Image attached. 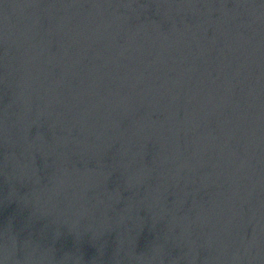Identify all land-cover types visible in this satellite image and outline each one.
<instances>
[{"label": "water", "instance_id": "obj_1", "mask_svg": "<svg viewBox=\"0 0 264 264\" xmlns=\"http://www.w3.org/2000/svg\"><path fill=\"white\" fill-rule=\"evenodd\" d=\"M0 264H264V0H0Z\"/></svg>", "mask_w": 264, "mask_h": 264}]
</instances>
